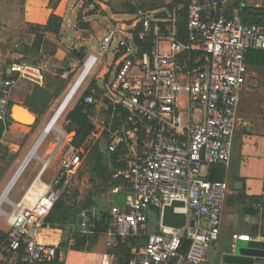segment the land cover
I'll use <instances>...</instances> for the list:
<instances>
[{"label": "built area", "instance_id": "2783aa9c", "mask_svg": "<svg viewBox=\"0 0 264 264\" xmlns=\"http://www.w3.org/2000/svg\"><path fill=\"white\" fill-rule=\"evenodd\" d=\"M181 1L186 9L184 32L178 7L165 18L139 9L128 20H115L75 81L81 78L76 95L113 53L102 83L84 87L77 102L99 130L107 151L123 150L119 160L125 162L112 177L124 182L120 189L127 190L126 201L109 207L108 251L99 264H116L118 241L141 235L146 236L144 244L131 246V256L122 264H200L220 238L227 183L210 179L208 171L230 163L247 54L264 50V24L245 22L242 6L228 12L230 0ZM10 70L11 76L0 80V122L11 116L15 87L46 80L37 63H14ZM59 132V143L48 159L60 156L55 177L51 182L34 181L32 197L29 189L6 213L11 228L3 247L23 264H63L77 243L72 231L64 243L41 240L43 230L52 228L47 216L81 165L82 148L73 144L74 131ZM176 200L185 203L175 211L187 216L186 251L183 228L163 224L165 207ZM259 206L264 209V199ZM150 213L156 216L157 229L149 228ZM80 215L79 231L93 233L95 219L102 216L96 209H83ZM232 238L264 240L260 233H235Z\"/></svg>", "mask_w": 264, "mask_h": 264}, {"label": "crops", "instance_id": "0c3cea01", "mask_svg": "<svg viewBox=\"0 0 264 264\" xmlns=\"http://www.w3.org/2000/svg\"><path fill=\"white\" fill-rule=\"evenodd\" d=\"M107 2L109 0H98L100 6L94 7V3H86L85 0H0V80L10 77V66L18 62L40 64L46 75L44 84L22 82L10 95L12 105L18 104L28 108L37 117V121L33 125H25L16 121L11 114L7 122H0V198L13 175L15 176L32 153L45 126L76 81L84 60L89 54L98 53L101 40L111 25L115 24V20H128L139 9L150 10L156 17L165 18L178 7L183 23L182 31L185 30L186 9L181 0H124L120 11L108 9ZM234 6H242L244 13L250 12L260 16L259 23L264 17V0H230L227 11L230 12ZM53 13L63 20L60 34L45 32L40 48L33 49L36 40L33 26L47 25ZM262 51L264 50H250L247 54V78L237 111L230 163L213 166L208 171L209 178L227 183L228 194L224 203L220 238L208 249L206 260L200 264H219L231 246L244 242L233 241L232 235L235 233H260L264 236V209L259 206L264 199V104L260 102L253 87L258 85L259 79L264 76V57L260 56ZM109 59L112 61L113 53H110ZM77 62H82V67L65 81L63 88L54 92V76L67 78V74L71 72L68 68L75 66ZM107 63L104 61L101 64L100 75L93 77L97 68L88 78L90 84L99 83L98 81L99 84L102 83L101 77L109 67ZM25 117L23 114L22 118ZM47 140L48 138L39 148L37 157L28 160L29 163L27 162L19 175L18 182L10 194L16 189L35 158L41 163L38 171L32 179L25 181L17 192L19 199H10L12 202L22 199L34 181L35 184L51 182L55 177L59 163L52 165V160L46 165L41 162L45 160L46 154H51L53 150L45 144ZM120 191L125 192L127 197V190L123 191L121 188ZM5 220V225L0 224V232L8 235L6 226H11L6 218ZM157 228L155 224L154 229ZM70 234V229L66 233L61 228L44 229L41 240L49 244H60L66 242ZM5 240L0 243V254L6 250L3 247ZM106 251L108 249L100 252V259ZM88 255V251L71 249L63 264H87L91 261Z\"/></svg>", "mask_w": 264, "mask_h": 264}, {"label": "trees", "instance_id": "16d2710c", "mask_svg": "<svg viewBox=\"0 0 264 264\" xmlns=\"http://www.w3.org/2000/svg\"><path fill=\"white\" fill-rule=\"evenodd\" d=\"M62 21L63 20L59 15L53 13L47 25L33 26L32 31L36 34V40L33 49L40 48L45 32L49 31L60 34ZM260 23L264 24V17ZM182 26L183 23L181 21V30L183 29ZM262 52L263 53L259 54L260 56L264 57V51ZM67 119L69 120V131H75L73 144L76 147L86 146L87 149H91L93 160L95 162L93 169L99 174L105 183L109 184L114 189L115 203L122 204L125 201L126 196L125 192L123 193L120 191V187L124 184V182L121 179L113 178L112 172L125 166V162L119 160L123 150L110 153L107 151L105 146L103 148L101 147L103 143L101 134L96 126L91 122L89 117L83 113V108L81 105L76 104L74 108L68 113ZM1 133L2 131L0 130V136ZM94 134H100V137H96V139H94L91 144L87 145V140ZM122 196H124V198ZM83 209H96V211L102 216L101 220L95 219V229L93 233H82L79 231V227L82 222L80 214ZM90 217H93L91 212ZM46 222L52 228L70 229L72 231V235L75 236L77 240V243L73 249L79 251L92 250V248L99 243L100 238L110 229V216L108 211H100V205L96 201H92L91 197H89L88 201L83 205L76 203L71 204L64 196L61 197V199H59L54 204L49 215L47 216ZM7 236L8 235L6 233L0 232V243L5 240ZM145 239L146 236L141 235L131 237L126 240H119L114 251L123 262L130 258L131 246L143 245ZM182 242V250L186 251L190 245V241L187 238H183ZM18 264L23 263L18 262Z\"/></svg>", "mask_w": 264, "mask_h": 264}, {"label": "rangeland", "instance_id": "374dc122", "mask_svg": "<svg viewBox=\"0 0 264 264\" xmlns=\"http://www.w3.org/2000/svg\"><path fill=\"white\" fill-rule=\"evenodd\" d=\"M98 0H85L86 3H94V7L97 5L100 6L97 3ZM124 0H109L106 4L108 5V9L111 8L112 10L120 11L122 10V4ZM101 13V11H99ZM109 14V13H108ZM97 44V39H94V45L96 46ZM110 54H108V57L106 58L105 62H108L107 64H111V60L109 59ZM83 60V59H82ZM75 68V70H72V68ZM82 67V62H77L75 66H72L68 68V71H71L68 73L66 76L67 78H62L59 75L54 76L52 80V90L54 92H57V90L63 88L65 85V81L73 74H75L79 68ZM102 73V66L100 65L93 77H97ZM100 83V81H98ZM256 83V82H255ZM74 84V83H73ZM90 81H87L81 90L75 95V97L72 99V101L69 103L65 111L63 112L62 116L59 118L57 121V130H53L48 136V140L45 143L46 145H49L50 149H54L55 146L59 143L60 140V132L59 129H63L66 131H69V120L67 119L68 113L74 108V106L77 104L78 100L80 99L82 92L84 91V87L86 85H89ZM256 89V94L259 97V100L261 103L264 104V76L259 79V84L256 86H253ZM71 89V88H70ZM70 91V90H69ZM68 91V92H69ZM66 97V96H65ZM63 102V101H62ZM60 106V105H59ZM23 117V114H22ZM96 137H100V134H94L89 137L87 140V145L91 144ZM234 146V144H233ZM101 147H104V144L102 143ZM82 148L81 151V165L75 175L74 180L72 181L70 187L66 191V193L63 195L66 199H68L69 203H76L79 205L85 204L89 197L92 198V201H96L100 205V211L102 212H107L109 210V207L114 204L115 202V197H114V189L99 176V174L93 169L94 167V160H93V154L91 152V149H87L86 146H81ZM42 153V150L40 151ZM50 152L46 154L45 160H48L51 158ZM37 157V154L34 156ZM59 157L58 156L56 159H54L52 162V165H57L59 163ZM41 161V162H45ZM40 160L38 158H35L30 165L29 169L27 170L26 174L23 176L21 181L19 182L18 186L16 189L10 194L9 196L3 201L1 208H0V224L5 225L6 224V213H9L12 208H13V203L11 200H18L19 196L17 195L18 190L21 188V186L27 181L28 179H32L36 172L38 171L40 167ZM49 174V173H48ZM47 178V175L45 176ZM126 189L123 188V191ZM8 194V195H9ZM124 198V196H122ZM11 199V200H10ZM149 219H150V230H153L156 224V216L154 213L149 214ZM7 231H9L10 227L9 225L6 226ZM64 233L68 231V228L62 229ZM106 237L103 235L100 238V241L97 245H95L92 250L88 251L89 255L88 258L91 259L89 260L87 264H99L101 259H100V252L106 250ZM18 258L15 254H12L11 252L4 251L0 254V264H17ZM122 261L120 258L116 260V264H121Z\"/></svg>", "mask_w": 264, "mask_h": 264}, {"label": "water", "instance_id": "95a60500", "mask_svg": "<svg viewBox=\"0 0 264 264\" xmlns=\"http://www.w3.org/2000/svg\"><path fill=\"white\" fill-rule=\"evenodd\" d=\"M243 20L247 23H257L260 20V16L252 13H244ZM26 112L27 115L25 118H22L23 112ZM12 117L25 125H33L37 121V117L30 112V110L24 106L13 104L11 108ZM56 121V116H55ZM47 130L44 131L43 136L46 135ZM39 143V142H38ZM31 158V154L22 164L18 172L15 174L11 182L9 183L7 189L14 184L18 179L19 175L26 166L28 160ZM211 179V177H210ZM4 192V193H5ZM3 193V195H4ZM2 195V196H3ZM2 198V197H1ZM0 198V199H1ZM185 203L183 201H174L172 205L166 206L164 209L163 215V224L167 226H172L177 229L183 228V237L187 238L188 229L185 226L187 216L183 212L175 211L176 207H184ZM191 224H194V219L191 220ZM219 264H264V242L261 241H244L231 246L228 249V252L225 253Z\"/></svg>", "mask_w": 264, "mask_h": 264}, {"label": "bare ground", "instance_id": "6f19581e", "mask_svg": "<svg viewBox=\"0 0 264 264\" xmlns=\"http://www.w3.org/2000/svg\"><path fill=\"white\" fill-rule=\"evenodd\" d=\"M81 83V78L80 80H78L77 82H75L73 84V86L71 87L70 91L68 92L69 95L64 98L63 102L60 104V106L58 107L56 113L54 114V116L52 117V119H50L49 123L45 126L44 128V131L47 130V133L46 135L43 136V133L41 134V136L38 138L37 142L35 143L34 145V148H33V151L31 153V158L34 157V155L37 154L39 148L42 146V144L44 143V141L46 140L47 136L53 131V130H57L58 127H57V121L59 120V118L62 116L63 112L65 111V109L67 108V106L69 105L70 101L72 100L73 96L75 95L79 85ZM24 115H27V113L24 111L23 112ZM55 116H56V121H55ZM39 142V143H38ZM29 163V162H28ZM27 163V164H28ZM48 163V160H45L44 164L47 165ZM29 166V165H27ZM17 172V171H16ZM14 177V175H13ZM12 177V178H13ZM12 180V179H11ZM10 180V182H11ZM18 182V180L16 181ZM16 182L14 184H11V186L7 189V191L4 193V195L2 196V198L0 199V208H1V205L3 203V201L8 197V194L11 192V190L13 189L14 185H16ZM34 192V188H31L29 193H28V198H31V194Z\"/></svg>", "mask_w": 264, "mask_h": 264}]
</instances>
